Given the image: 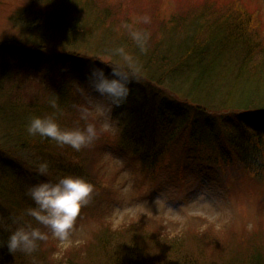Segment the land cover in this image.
I'll list each match as a JSON object with an SVG mask.
<instances>
[{"label": "trees", "instance_id": "trees-1", "mask_svg": "<svg viewBox=\"0 0 264 264\" xmlns=\"http://www.w3.org/2000/svg\"><path fill=\"white\" fill-rule=\"evenodd\" d=\"M75 1L31 0L13 19L22 23L27 42L11 40L0 46V240L15 228L12 219L34 206L25 193L38 180L71 174L96 185L93 156L88 153L96 140L77 152L54 140L29 136L26 126L33 116L57 111L50 100L58 97L61 127H83L77 109L82 105L77 98L69 101L68 95L76 94L78 84L86 86L92 60L100 67H105L100 61L114 62L110 53L118 46L135 57L137 76L127 102L112 108L119 133L109 146L131 153L147 174L157 180L167 176L169 184L188 178L202 182L204 177L221 185L243 176L264 179V39L252 32L247 18L231 20L213 9L212 0H177L187 13L164 19L157 9L161 0L160 6L144 0L143 7L150 5L156 14L151 29L96 0ZM92 10L99 14L92 16ZM133 29L151 33L146 51L132 40ZM24 90L34 97H26ZM97 130L101 131L98 125ZM42 162L49 165L47 177L36 174ZM227 168L234 169L229 183ZM106 227L107 239L100 248L108 247L110 235L131 233L113 230L110 223ZM146 233L150 242L161 246L160 252L149 253L126 242L113 244L110 249L115 251L104 264H212L185 252L186 239ZM95 241L65 253L85 259ZM49 255L46 247L32 254H10L5 247L0 249V264L69 261L65 255ZM249 259L248 264H264V245H256Z\"/></svg>", "mask_w": 264, "mask_h": 264}, {"label": "rangeland", "instance_id": "rangeland-1", "mask_svg": "<svg viewBox=\"0 0 264 264\" xmlns=\"http://www.w3.org/2000/svg\"><path fill=\"white\" fill-rule=\"evenodd\" d=\"M30 1L0 0V46L11 40L27 42L28 36L22 23H16L13 19L20 9L30 4ZM96 1L113 7L115 12H123L128 17L132 15L137 21L144 15H149L151 23L148 27L151 29L155 18L153 14L155 16L156 14L148 5L149 1L157 6L161 3L160 0ZM142 1L148 3L146 8L143 7ZM161 1V7H156L164 19L172 13L182 15L187 13L177 0ZM75 2L83 3L84 0ZM212 2L215 11L218 10L231 20L238 22L233 17L240 19L239 16L247 18L252 32L258 33L260 38L264 39V0H212ZM95 12L99 14L92 10V16H95ZM33 76L37 83L41 81L39 75L34 73ZM36 82L35 86L39 85ZM79 85L82 86L83 83ZM84 88V95L78 88H74L76 94L71 93L68 97L69 101L77 98L79 104L87 107L92 123L96 127L98 125L101 130L98 131L99 138L95 141L94 149L88 151L89 155L93 156L96 180L90 197L92 203L81 208L68 240L60 241L49 232L47 242H40L38 248L46 247L50 255L58 257L65 255V258H69V263L65 264H104L106 257L115 251L111 250L113 244L121 246L126 242L128 246H139L149 253L160 252L161 246L147 238L146 231L149 230L158 233L159 236L186 239L184 243L186 248L183 250L200 257L205 263L248 264L252 260L249 258L255 246L264 245V179L257 181L249 176L236 177V181L231 185L214 183L207 177H204L202 182L188 178L172 184L166 181L167 176L157 180L144 171L139 160L131 153L123 154L118 149H113L115 147L109 146V143L117 140L119 133L118 123L112 118V108L106 100L92 94L87 85ZM24 94L30 99L34 97V93L32 95L29 90H24ZM41 95H44L43 92ZM70 116L71 114L66 115L65 119H69ZM0 142L2 143L1 140ZM232 170L234 169L225 170L227 183L233 176ZM108 223L113 230L131 233L110 235L105 242L108 247L106 245L100 248L107 239L104 233L108 232L104 230H108V226L106 227ZM33 224L38 226L35 221ZM194 233L197 234L196 237ZM97 235L101 236L95 241ZM92 241H95V246L88 251L85 259L74 255L71 257L65 253L67 249L80 247ZM56 249L60 252L56 253Z\"/></svg>", "mask_w": 264, "mask_h": 264}, {"label": "clouds", "instance_id": "clouds-1", "mask_svg": "<svg viewBox=\"0 0 264 264\" xmlns=\"http://www.w3.org/2000/svg\"><path fill=\"white\" fill-rule=\"evenodd\" d=\"M143 24H150L151 17L144 15ZM132 40L141 52L146 51L151 33L143 29L130 30ZM111 56L116 58L112 63L102 64L105 67L91 66L87 72L86 85L96 97L104 99L111 108L121 107L131 95V84L136 80L135 68L137 61L124 46L111 50ZM110 68L111 72H107ZM78 91L84 95L85 88L78 84ZM50 105L57 111L30 118L26 132L29 136H39L54 140L60 146H69L79 152L90 146L98 138V130L94 123L89 122L87 107L77 106L83 127H61L58 115V97L50 100ZM38 176L49 175V165L42 162L36 169ZM93 185L82 176L64 175L55 179L38 180L26 190V195L34 206H29L24 212L12 219L14 229H9L6 240H0V249L7 248L10 254L21 252L32 254L40 242L49 239L51 235L60 241L69 239L77 221L81 208L90 201ZM33 221L36 225L34 226ZM47 229V231L43 230Z\"/></svg>", "mask_w": 264, "mask_h": 264}]
</instances>
